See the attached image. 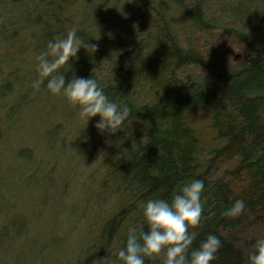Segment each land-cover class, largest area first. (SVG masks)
I'll use <instances>...</instances> for the list:
<instances>
[{
	"label": "trees",
	"instance_id": "16d2710c",
	"mask_svg": "<svg viewBox=\"0 0 264 264\" xmlns=\"http://www.w3.org/2000/svg\"><path fill=\"white\" fill-rule=\"evenodd\" d=\"M183 22L212 43L181 39ZM73 26L96 48L69 59L61 69L66 82L92 77L131 113L123 129L99 134L98 116L85 126L62 98L63 119L47 123L54 137L42 148L57 145L65 155L49 184L58 207H48L44 238L43 222L30 215L0 219V264H119L128 227L143 220L139 205L170 198L194 178L205 188L200 223L189 226L191 247L214 234L221 247L212 264H248L264 236V0H0V133L14 131V110L20 116L52 95L31 87L35 70L24 56ZM216 36L242 50L234 68L219 63ZM199 109L206 132L188 120ZM236 199L245 202L241 215L222 216ZM163 257L162 250L145 264Z\"/></svg>",
	"mask_w": 264,
	"mask_h": 264
},
{
	"label": "clouds",
	"instance_id": "9594fccd",
	"mask_svg": "<svg viewBox=\"0 0 264 264\" xmlns=\"http://www.w3.org/2000/svg\"><path fill=\"white\" fill-rule=\"evenodd\" d=\"M78 32V26H73L63 37L47 41L45 50L36 57L31 87L39 90L43 86L53 96L62 97L78 109L77 116L85 126L92 117L98 116L93 127L99 134L113 135L123 129L130 107L111 100L96 79L73 75L66 82V71H61L70 58H76L79 49L95 51L96 45L88 43ZM204 188V181L194 178L181 184L170 198L142 202L139 205L142 222L128 227L124 246L115 254L119 264H145L146 257L159 256L162 250V264H212L221 247L220 238L209 234L198 247L192 248L194 235L189 232V226L200 223ZM244 210L245 202L236 199L221 215L238 217ZM247 260L248 264H264V236L255 241ZM105 264H115V261L105 258Z\"/></svg>",
	"mask_w": 264,
	"mask_h": 264
},
{
	"label": "rangeland",
	"instance_id": "374dc122",
	"mask_svg": "<svg viewBox=\"0 0 264 264\" xmlns=\"http://www.w3.org/2000/svg\"><path fill=\"white\" fill-rule=\"evenodd\" d=\"M188 28L189 26L185 22L180 25L179 34L182 35L181 39L188 36L195 43L201 41L200 39L207 38L209 43H212L210 37L206 36L207 34L201 32L190 33ZM201 34L203 38H201ZM216 38L218 39L216 40V52L219 63L224 65L225 68H234L236 62L239 63L242 57V50L237 44H232L231 48H226V45L230 43L228 36L224 38L216 36ZM216 38H213V41ZM39 54V52L38 54L29 52L28 55L24 56L30 70H35L36 57ZM14 68H17L16 64H14ZM34 76L35 72L32 76L28 75L30 81ZM0 84H2V81H0ZM27 84L30 85L29 82ZM31 93L33 92L31 91ZM28 96H30V93ZM39 99L42 100L41 103H35L27 107L20 116L17 114V110H14L12 116L15 119L20 117L22 119L14 122V118H10L16 126L14 131L0 133V219L9 217L11 214L18 216L19 214L30 215L31 220H35L36 224L41 225L43 222L45 227L41 232V236L44 238L47 232L46 221L48 219L46 217L49 216L51 210L48 207L50 203L58 207L56 202L49 199V192L52 191L49 184L53 176L61 173V159L65 160V155H59L57 145L49 152H45L42 148L45 147L47 141L52 139L51 137H54L53 134L47 132L49 130L47 123L62 120L64 106L62 97L45 94L43 98ZM37 113L42 114L44 118L42 123L35 119ZM188 118L196 128L206 132L208 117L205 111L201 109L191 111L188 113ZM38 130H40L39 133H37ZM76 137L77 135L74 138ZM35 143L38 147L36 150H34ZM50 165L55 167L52 171ZM52 196L56 197V195ZM27 248L29 249V246ZM17 249L18 246H15L14 250L17 251ZM28 249L23 254L24 261L28 256ZM53 252L51 249L47 251L50 255H53ZM41 254L40 252L39 256ZM10 258L12 257L10 256Z\"/></svg>",
	"mask_w": 264,
	"mask_h": 264
}]
</instances>
